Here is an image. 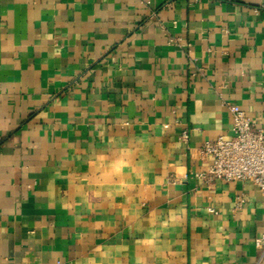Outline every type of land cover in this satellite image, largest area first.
Wrapping results in <instances>:
<instances>
[{
  "label": "crops",
  "instance_id": "0c3cea01",
  "mask_svg": "<svg viewBox=\"0 0 264 264\" xmlns=\"http://www.w3.org/2000/svg\"><path fill=\"white\" fill-rule=\"evenodd\" d=\"M234 106L264 0H0V264H264V191L198 177Z\"/></svg>",
  "mask_w": 264,
  "mask_h": 264
},
{
  "label": "built area",
  "instance_id": "2783aa9c",
  "mask_svg": "<svg viewBox=\"0 0 264 264\" xmlns=\"http://www.w3.org/2000/svg\"><path fill=\"white\" fill-rule=\"evenodd\" d=\"M231 112L233 136L218 137L203 144L202 154L211 157L212 164L198 177L208 182L250 180L264 191V131L239 107H232ZM183 138L188 139L186 132ZM255 244L264 254V235Z\"/></svg>",
  "mask_w": 264,
  "mask_h": 264
}]
</instances>
